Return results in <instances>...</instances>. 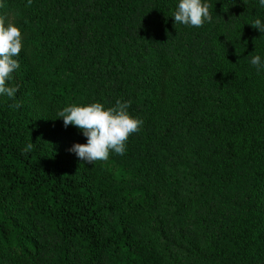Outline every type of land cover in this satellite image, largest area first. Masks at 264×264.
Masks as SVG:
<instances>
[{
  "label": "trees",
  "instance_id": "obj_1",
  "mask_svg": "<svg viewBox=\"0 0 264 264\" xmlns=\"http://www.w3.org/2000/svg\"><path fill=\"white\" fill-rule=\"evenodd\" d=\"M208 2L197 28L176 0H0L24 44L0 96V264H264V9ZM117 99L140 130L83 163L57 112Z\"/></svg>",
  "mask_w": 264,
  "mask_h": 264
},
{
  "label": "clouds",
  "instance_id": "obj_2",
  "mask_svg": "<svg viewBox=\"0 0 264 264\" xmlns=\"http://www.w3.org/2000/svg\"><path fill=\"white\" fill-rule=\"evenodd\" d=\"M258 5L264 9V0H258ZM210 8L208 0H176L171 17L176 24L199 28L211 22ZM248 24L264 34L262 18L257 17ZM23 47L20 27L0 16V96L13 99L18 91L16 86H10V81L20 68L17 57ZM249 63L257 72L264 71V57L260 54L252 56ZM14 107L19 108V103ZM129 107L130 101L121 99L111 106L101 101L71 103L62 107L55 117L62 118L64 127L75 126L86 138L84 143L74 142L69 151L83 163L92 164L107 160L110 153L125 154L129 137L143 124L142 119L129 112Z\"/></svg>",
  "mask_w": 264,
  "mask_h": 264
}]
</instances>
